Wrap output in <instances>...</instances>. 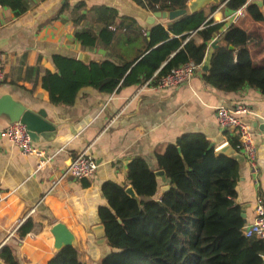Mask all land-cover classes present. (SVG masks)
Listing matches in <instances>:
<instances>
[{
    "label": "crops",
    "instance_id": "obj_1",
    "mask_svg": "<svg viewBox=\"0 0 264 264\" xmlns=\"http://www.w3.org/2000/svg\"><path fill=\"white\" fill-rule=\"evenodd\" d=\"M28 2L29 9L21 15L8 6L0 7V63L5 73L0 80V95L12 93L36 113L46 110V119L53 127L48 137L41 135L35 142L54 157L40 168L39 157L22 153L4 134L9 119L0 117V185L7 194L0 203V259L7 264H47L59 250L52 228L62 222L73 233V245L82 259L99 264L111 251L107 238L101 242L93 230L102 223L99 207L108 205L104 183H129L128 165L138 155L157 170V153L184 134H202L216 149L238 138L236 131L219 123L217 107L222 104L245 103L251 109L241 117L254 127L259 170L253 173L247 159H242L235 202L245 209L248 222L252 221L258 196L264 198V94L260 90L249 85L234 91L218 89L202 73L188 83L170 87H159L157 81L147 86L139 82L119 85L112 92L84 86L73 104H55L42 83L47 69L56 70L55 54L78 58L85 52V61L111 59L120 63L133 58L142 42L139 36L128 33L124 18L136 19L141 31L149 35L154 24L142 14L155 12L135 0ZM96 6H107L117 13L112 27H117L118 34L111 46H87L76 38L79 29L97 32L104 25L93 8ZM231 13L225 5H219L208 17L224 21L225 29L230 22L223 19ZM170 21L157 18L155 23L168 25ZM237 23L251 33L249 46L255 62H263L264 22L247 13ZM84 149H89L99 163L94 177L70 176L51 189L53 181ZM159 184L161 194V187L170 184L169 177H159ZM34 207L30 214L34 227L21 236L16 229L18 221L27 218Z\"/></svg>",
    "mask_w": 264,
    "mask_h": 264
},
{
    "label": "trees",
    "instance_id": "obj_2",
    "mask_svg": "<svg viewBox=\"0 0 264 264\" xmlns=\"http://www.w3.org/2000/svg\"><path fill=\"white\" fill-rule=\"evenodd\" d=\"M135 1L155 12L187 7L189 0ZM222 3L231 11L246 5L254 20L264 22V0L261 4L257 0H220L168 25L155 23L149 35L141 31L136 19L125 17L128 33L142 42L133 58L120 63L55 54L56 70L44 72L43 86L53 103L73 104L84 86L112 92L119 85L144 83L156 71L165 74L190 59L203 62L210 42L217 38L211 69L203 72L204 79L218 89L234 91L249 85L264 94V61L257 64L253 58L251 33L238 23L224 29V21L208 19ZM1 6L21 15L29 9V2L0 0ZM93 8L104 25L97 32L79 29L76 38L87 46L113 45L118 34L117 27H112L116 11L107 6ZM192 31H196L194 35ZM230 142L238 149V138ZM157 162V169H164L170 179L171 187L165 193L160 194L156 169L141 155L128 165L129 183H104L108 205H101L99 214L112 249L101 264H264V239L246 235L244 209L235 202L239 159L218 154L202 134H184L157 153ZM129 184L138 198L126 191ZM33 227L34 219L29 216L18 232L25 236ZM47 264L88 263L75 246L68 245Z\"/></svg>",
    "mask_w": 264,
    "mask_h": 264
},
{
    "label": "built area",
    "instance_id": "obj_3",
    "mask_svg": "<svg viewBox=\"0 0 264 264\" xmlns=\"http://www.w3.org/2000/svg\"><path fill=\"white\" fill-rule=\"evenodd\" d=\"M223 6L224 4H220ZM217 9V8H216ZM248 11L247 6L244 5L234 11L223 20H227L232 23H237L244 17H246ZM213 15L209 16L208 19L213 18ZM203 62H196L193 59L187 62L173 67L169 72L159 75V71H156L151 77L145 82L144 86L151 85L157 81L159 87H170L188 83L195 75L202 74ZM4 68L0 63V80L4 78ZM251 112L249 106L245 103H239L235 106L219 105L217 107V118L220 125L223 128H228L236 131L238 134V150L242 152L247 159L251 171L253 173L258 172V145L255 138L254 127L251 123L246 122L242 119L241 115L244 113ZM4 134L15 143L22 153L27 155H35L40 158L39 167L48 164L52 161L54 155L48 154L45 148L38 145L32 137L31 131L27 124L21 120L9 122L4 129ZM99 163L97 159L91 155L89 149H84L76 154L64 169L61 175L55 179L51 185V189L55 188L61 181L69 176H73L78 179L92 178L94 177ZM7 194L4 192L0 185V203L4 201ZM255 214L252 221L248 222L245 227V233L249 237L264 239V198L258 196L255 203ZM35 211V207L30 210V214ZM26 217L19 219L18 226L25 221Z\"/></svg>",
    "mask_w": 264,
    "mask_h": 264
},
{
    "label": "water",
    "instance_id": "obj_4",
    "mask_svg": "<svg viewBox=\"0 0 264 264\" xmlns=\"http://www.w3.org/2000/svg\"><path fill=\"white\" fill-rule=\"evenodd\" d=\"M220 0H189L187 3V7L183 8H175L171 10H163V11H155L154 14H147L143 13L142 17L150 24H155L157 18H163L168 20H175L176 18L187 14L190 12L198 11L199 9L205 8L211 3H219ZM218 40L214 39L210 47L207 51L205 59L202 64V69L204 72H207L211 69V61L215 51V48L218 46ZM230 48H234V45H230ZM79 59L87 60V54L85 52H81L79 54ZM4 116L9 119V122L21 120L27 124L29 127L32 137L34 140H38L41 135L48 137L53 127L52 124L46 119L47 112L46 110L42 109L38 113L29 109L25 104L21 101L17 100L12 93H4L0 95V117ZM181 150V148H180ZM218 154H226L228 156L237 158L242 161L244 159V154L241 153L233 144L229 141L224 143L223 145L219 146L216 149ZM156 174L158 177H166L167 173L164 169H157ZM171 187V184H166L161 187L162 193H165ZM126 191L134 198H138V193L135 190L133 185H128ZM243 216L247 219V213L244 209ZM94 232L97 236L101 239V242L106 241V226L103 223H99L93 227ZM52 232L56 238V247L60 250L61 248L73 245L74 244V235L68 229V227L62 223H56L53 228ZM74 246V245H73ZM0 264H7L5 261L0 259Z\"/></svg>",
    "mask_w": 264,
    "mask_h": 264
},
{
    "label": "rangeland",
    "instance_id": "obj_5",
    "mask_svg": "<svg viewBox=\"0 0 264 264\" xmlns=\"http://www.w3.org/2000/svg\"><path fill=\"white\" fill-rule=\"evenodd\" d=\"M129 50H130V52H131V51H132V48H130ZM69 177H70V176H69ZM72 177H73V176H72ZM111 249H112V248H111ZM102 260H103V259H102ZM101 262H102V261H100V263H99V264H101Z\"/></svg>",
    "mask_w": 264,
    "mask_h": 264
}]
</instances>
